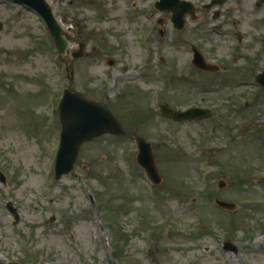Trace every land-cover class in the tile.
I'll use <instances>...</instances> for the list:
<instances>
[{"label":"rangeland","instance_id":"1","mask_svg":"<svg viewBox=\"0 0 264 264\" xmlns=\"http://www.w3.org/2000/svg\"><path fill=\"white\" fill-rule=\"evenodd\" d=\"M48 1L71 41L62 59L34 10L0 0V264H264L258 45L235 55L226 38H204L220 61L209 75L157 0ZM80 44L87 56L72 60ZM66 88L106 105L123 133L85 143L56 180ZM162 104L212 112L176 122ZM139 138L153 144L158 185L136 161Z\"/></svg>","mask_w":264,"mask_h":264},{"label":"water","instance_id":"2","mask_svg":"<svg viewBox=\"0 0 264 264\" xmlns=\"http://www.w3.org/2000/svg\"><path fill=\"white\" fill-rule=\"evenodd\" d=\"M17 1L36 9L43 16L50 28L57 48L62 55L66 54L70 42L65 37V29L55 17L53 8L47 0ZM177 3L178 0H161L158 6L161 10L165 9L164 6L174 10L176 14L173 16V21L176 27L181 29L184 25V16H178ZM2 28L3 24L0 22V30ZM84 53L85 45L81 44L80 48L73 52V57H82ZM109 63L113 64V60H110ZM195 63L202 68H207L205 59L200 53L196 54ZM258 81L264 86V73L258 76ZM161 112L176 121L197 120L210 114L209 109L191 108L186 111H181L176 110L169 104H163L161 106ZM61 119L63 131L56 165V179H60L63 175L73 171L79 151L85 142L106 132H112L114 134L123 132L118 119L106 105L99 101L89 99L82 93L72 91L71 89H66L64 93L61 104ZM137 145L139 148L138 163L146 170L154 183H160L162 177L157 166L152 144L146 140L138 139ZM0 180L3 183L7 182V178L1 170ZM217 203L228 210L236 209L235 204L227 201L217 200ZM8 208L18 219L19 214L16 208L13 207V204L9 203ZM226 248L237 250L231 243H227ZM11 264L22 263L13 262Z\"/></svg>","mask_w":264,"mask_h":264},{"label":"flooded vegetation","instance_id":"3","mask_svg":"<svg viewBox=\"0 0 264 264\" xmlns=\"http://www.w3.org/2000/svg\"><path fill=\"white\" fill-rule=\"evenodd\" d=\"M176 8L178 16H184L185 22L184 28L177 30L189 32L193 36L192 40L188 39L189 42L186 39H182L181 42L190 46L193 55L197 49L202 51L206 60L217 67L216 70L203 72L209 75L219 72L218 62L220 61L218 58L210 57L209 40L203 43L204 38L209 39L208 37L212 36L226 38V43H231V46L234 47L232 51L235 55L249 43L253 48L258 45V51L261 53L256 54L251 62H258L260 56L264 57V33L262 31L264 28V0H179ZM162 13L164 16H173L168 7H165ZM248 28L255 32H251ZM174 29L176 30L175 27ZM191 67L196 71H202L193 64ZM224 79L228 78L224 77Z\"/></svg>","mask_w":264,"mask_h":264}]
</instances>
